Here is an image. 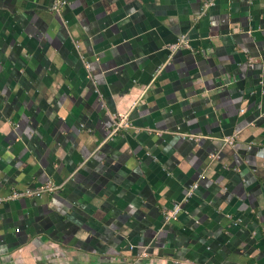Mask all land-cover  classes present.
<instances>
[{
	"label": "crops",
	"instance_id": "1",
	"mask_svg": "<svg viewBox=\"0 0 264 264\" xmlns=\"http://www.w3.org/2000/svg\"><path fill=\"white\" fill-rule=\"evenodd\" d=\"M62 1L0 0V264H264V0Z\"/></svg>",
	"mask_w": 264,
	"mask_h": 264
},
{
	"label": "built area",
	"instance_id": "2",
	"mask_svg": "<svg viewBox=\"0 0 264 264\" xmlns=\"http://www.w3.org/2000/svg\"><path fill=\"white\" fill-rule=\"evenodd\" d=\"M66 2L62 0H53V4L51 6V11L55 13H60L62 8L65 6ZM212 5V2L204 3L201 12L204 13L206 9ZM166 49L168 52L174 53L178 50L182 49H192V47L189 44L188 39L185 35H180L177 37L176 41L174 43L168 44L166 46ZM113 121H114V129L113 133L117 132L119 129L128 128L129 123L127 122L126 116H116L113 115ZM182 139L186 140H194L197 141L199 139L196 135H188V134H179ZM225 143L229 145H233V139H225ZM196 188V185H194L189 192L187 193V197H190L192 195L193 190ZM58 189L57 186H55L52 182H46L36 188H23V189H13L6 197L0 198L1 202H10V201H16V200H26V199H33V198H40L44 194H50L55 192ZM180 206L175 205L171 210H168L165 212V220H175L177 216L180 213ZM173 264H199L197 262L183 259V260H173Z\"/></svg>",
	"mask_w": 264,
	"mask_h": 264
}]
</instances>
